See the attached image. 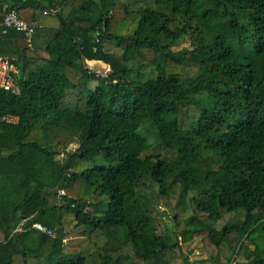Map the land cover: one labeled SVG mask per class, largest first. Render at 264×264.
<instances>
[{"label": "trees", "instance_id": "obj_1", "mask_svg": "<svg viewBox=\"0 0 264 264\" xmlns=\"http://www.w3.org/2000/svg\"><path fill=\"white\" fill-rule=\"evenodd\" d=\"M9 10L46 57L0 31V56L24 59L18 92L0 91L17 118L0 121V264H189L195 238L209 260L264 264V0H0V21ZM68 215L88 243L74 255Z\"/></svg>", "mask_w": 264, "mask_h": 264}, {"label": "rangeland", "instance_id": "obj_2", "mask_svg": "<svg viewBox=\"0 0 264 264\" xmlns=\"http://www.w3.org/2000/svg\"><path fill=\"white\" fill-rule=\"evenodd\" d=\"M45 40L35 39L33 41V50L28 53V56L34 59L37 63H40L43 58L46 56L43 54L41 46L44 45ZM183 48H189V43L186 40L181 45H178L173 48L174 51H179ZM104 49L107 52L113 53L115 55H120L121 50L116 47L114 44H104ZM86 67L91 71L97 74H103L109 68L103 64L102 62L93 61L86 62ZM107 67V68H106ZM153 71H147L143 74L142 80L146 81L147 79L154 78ZM98 85L97 81H90L89 87L90 89H94ZM77 145L73 144L69 146L70 150L76 149ZM59 159V158H58ZM162 211V209H161ZM236 214H240L239 218H241L244 213L239 212ZM159 220V226L162 227L167 233H171L172 231V221L170 219V214L160 213L156 216ZM63 232L65 236L63 250L66 254L74 255L82 251H86L88 247L86 234H84L85 229L82 227H77L73 220V217L68 215L65 217V221L63 224ZM180 241V239H179ZM243 246H247L252 249V246L247 242L242 243ZM181 252L183 255L187 256L189 264H233L232 260L234 259V255L229 253V251L222 247L215 256L214 260H209V256L207 252H205L203 241L200 238H195L193 241L187 244H181ZM236 260V258H235ZM176 264H182L181 260H177Z\"/></svg>", "mask_w": 264, "mask_h": 264}, {"label": "built area", "instance_id": "obj_3", "mask_svg": "<svg viewBox=\"0 0 264 264\" xmlns=\"http://www.w3.org/2000/svg\"><path fill=\"white\" fill-rule=\"evenodd\" d=\"M39 29V26L35 22H26L18 17L15 10H9L5 13L0 21V31L5 34L6 32H15L21 34L26 42L28 50H32L31 40L35 32ZM15 39V38H14ZM13 39V41H14ZM16 58L11 56H0V91H6L16 94L18 92L16 88V78L19 75V68L16 65ZM109 73V69L103 72V74H97L100 79H105ZM17 118L14 116L0 117L1 122L14 123ZM65 196L63 191H59L56 198V206H61L62 197ZM25 221H23L15 232L22 233L24 231ZM34 228L44 234L53 236V233L47 231L39 224L34 225Z\"/></svg>", "mask_w": 264, "mask_h": 264}, {"label": "water", "instance_id": "obj_4", "mask_svg": "<svg viewBox=\"0 0 264 264\" xmlns=\"http://www.w3.org/2000/svg\"><path fill=\"white\" fill-rule=\"evenodd\" d=\"M18 68H19V79H22L23 74H24V59L23 58L20 59ZM30 223H31L30 221H27L24 225V228H28L30 226ZM20 250H23L22 246H20Z\"/></svg>", "mask_w": 264, "mask_h": 264}, {"label": "crops", "instance_id": "obj_5", "mask_svg": "<svg viewBox=\"0 0 264 264\" xmlns=\"http://www.w3.org/2000/svg\"><path fill=\"white\" fill-rule=\"evenodd\" d=\"M85 63H86V62H85ZM107 67H108V66H107ZM107 67H106V68H107ZM108 68H109V67H108Z\"/></svg>", "mask_w": 264, "mask_h": 264}]
</instances>
